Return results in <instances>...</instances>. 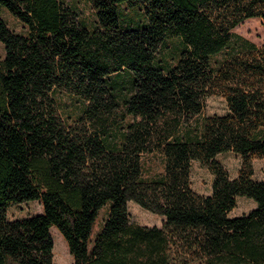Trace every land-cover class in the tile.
<instances>
[{
  "label": "trees",
  "instance_id": "16d2710c",
  "mask_svg": "<svg viewBox=\"0 0 264 264\" xmlns=\"http://www.w3.org/2000/svg\"><path fill=\"white\" fill-rule=\"evenodd\" d=\"M86 1L91 22L63 0H0V264H53L51 226L73 264H264V41L231 31L264 24V0ZM212 94L226 113L202 114ZM227 151L235 177L216 159ZM194 160L209 195L191 187ZM238 196L256 206L230 217ZM31 200L41 213L8 219ZM130 200L163 224L131 221Z\"/></svg>",
  "mask_w": 264,
  "mask_h": 264
},
{
  "label": "rangeland",
  "instance_id": "374dc122",
  "mask_svg": "<svg viewBox=\"0 0 264 264\" xmlns=\"http://www.w3.org/2000/svg\"><path fill=\"white\" fill-rule=\"evenodd\" d=\"M67 6H72L78 10L79 16L88 22L93 21V12L86 0H63ZM3 19L8 27L14 33H26L27 26L21 22L17 17L13 16L8 11H3ZM234 34L241 35L256 45H260L264 41V24L261 18L251 17L243 20L231 30ZM163 51V50H162ZM5 55V48L0 42V59ZM162 55V52H161ZM60 106L63 115L74 113L76 108L73 98L67 94L60 96ZM227 112V106L224 98L217 94L209 95L204 100V107L202 114H224ZM223 166L227 169L230 177L237 175L238 169L241 166V156L231 152H223L216 156ZM149 166H145L146 172H154L160 170V162L157 157L151 156ZM253 178L255 180H264V158H256L252 160ZM213 173L199 161L194 160L191 164L190 180L192 189L202 195H209L212 192ZM254 200L247 196H238L236 199V206L229 212L230 217L238 216L243 213H248L255 208ZM127 209L130 215V220L140 225L146 226H161L164 222L162 215L150 212L144 209L136 202L130 200L127 203ZM43 210L42 204L39 200H31L18 204L10 205L7 208L8 219H16L32 216L41 213ZM107 207H103L99 213L96 224L94 226L93 234L100 229L104 218L106 217ZM50 234L53 239V264H73V256L69 251L67 242L62 234L55 226H51Z\"/></svg>",
  "mask_w": 264,
  "mask_h": 264
}]
</instances>
